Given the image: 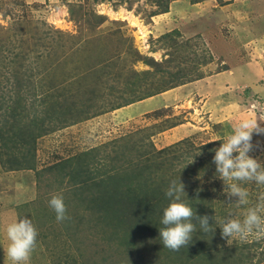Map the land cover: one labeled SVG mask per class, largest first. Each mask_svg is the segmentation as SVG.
Masks as SVG:
<instances>
[{"label": "rangeland", "instance_id": "1", "mask_svg": "<svg viewBox=\"0 0 264 264\" xmlns=\"http://www.w3.org/2000/svg\"><path fill=\"white\" fill-rule=\"evenodd\" d=\"M194 1L175 5L197 21L179 29L169 19L181 9L157 17L156 0H0V264H11L5 229L17 216L39 233L30 264H264V236L226 239L219 228L264 203V185L241 182L248 203L228 202L231 181L209 151L220 144L202 147L243 119L264 125V0ZM224 64L251 81L122 122L109 115ZM180 123L190 134L166 144L162 132ZM252 142L264 162V135ZM178 179L215 231L198 230L174 252L159 229ZM54 195L64 198L63 222L49 207Z\"/></svg>", "mask_w": 264, "mask_h": 264}, {"label": "clouds", "instance_id": "2", "mask_svg": "<svg viewBox=\"0 0 264 264\" xmlns=\"http://www.w3.org/2000/svg\"><path fill=\"white\" fill-rule=\"evenodd\" d=\"M261 121V120H260ZM264 135V125L257 122V117L239 121L227 139L218 147L209 149L214 153L212 163L216 173L225 184V198L228 202L244 205L248 203V192L241 186V182H255L264 185V162L250 153L254 150L253 134ZM185 185L178 180L169 182L165 196L169 204L163 210L159 238L163 247L171 251H179L189 245L198 230L203 233L214 232L212 219L207 215H197L191 204L186 203L183 197ZM188 199V197H187ZM49 207L55 212L57 222H63L67 217V208L62 195H54L49 200ZM264 203L247 209L243 219L226 218L219 227L222 237L228 239L238 237L247 239L255 234L264 236ZM199 226V229L197 228ZM8 240L7 257L11 264H30L31 256L38 244V230L32 220L17 216L6 226Z\"/></svg>", "mask_w": 264, "mask_h": 264}, {"label": "crops", "instance_id": "3", "mask_svg": "<svg viewBox=\"0 0 264 264\" xmlns=\"http://www.w3.org/2000/svg\"><path fill=\"white\" fill-rule=\"evenodd\" d=\"M205 1L207 2V0H202L200 2H194L195 4L192 5L194 7H192V6L191 7L196 9L198 7V4L203 5V3H205ZM178 3H179V0H174L173 2H171L169 10L163 14H160L157 17L168 16L170 18L171 14L173 12H175L176 9H181L178 6L175 7V5ZM178 12L180 14L179 17H176V19L174 17L175 20L173 19L172 21L169 19V24L171 26L178 27L179 29H180V27H183L184 29H189L190 26H192V28H194L197 25L196 24L197 21H195L193 18L190 17L191 14L189 15L183 9H181L180 11L178 10ZM154 22H155V20H154ZM157 28L158 27L156 26V23H154L152 25V29H151V33H153V35L157 34V32L160 30ZM148 30H149V28H148ZM224 65H226V64H224ZM236 70H235V68L227 66L226 69H222L216 74H212V75H209L207 77L205 76V77L200 78V79L195 80V81L184 83L182 85H179V86H176L174 88L162 91V92L154 94L152 96H148V97L136 100V101L129 103L125 106L115 108L114 110H112L109 113V115H110V117H112L113 120L115 119L118 122H122V121L133 119L139 115H143V114H146L149 112H153L155 110L174 106L177 104V102H179L183 98H187V97L189 99L193 98L194 97L193 92L200 93V91H203V92L208 91L211 94L218 91V90L230 92L228 89L230 86H232L234 84L239 85L242 82H250L251 81V79H249L247 77V74L249 76V72H247L245 69L237 70V71ZM241 71L243 72V74L246 73V76L239 74V72H241ZM205 80L209 81L210 86L205 85ZM201 82H203L204 85L201 84ZM244 86H246V85H244ZM226 94H227V92H226ZM179 96H181L182 99L179 98ZM211 116L212 115L209 116L210 119H211ZM104 117L107 119L108 115H105ZM104 117L100 116L101 119L97 118V117L96 118L99 120L105 121ZM217 121H219V120H217ZM217 121H214V122H217ZM191 130L192 129H189L187 127L186 123H180V124L171 126L166 131L162 132V135H165V142H166V144H168V143H172V142L178 140L179 138H182L184 136H188L190 134Z\"/></svg>", "mask_w": 264, "mask_h": 264}, {"label": "trees", "instance_id": "4", "mask_svg": "<svg viewBox=\"0 0 264 264\" xmlns=\"http://www.w3.org/2000/svg\"><path fill=\"white\" fill-rule=\"evenodd\" d=\"M171 1H173V0H156V3H157V5L161 8V12L160 13H164V12H167L168 11V4H169V2H171ZM220 2H221V0H219ZM194 2H197V1H194ZM154 14V13H153ZM174 31V30H173ZM172 31V32H173ZM175 32V31H174ZM170 34V32H167V33H165L164 35H162V36H168ZM152 63H154L155 64V61H152ZM225 67L224 68H222V69H226L227 68V65H224ZM221 69V70H222ZM172 88V87H171ZM160 92H162V91H160ZM153 94H148V95H146V96H144V97H141V98H139V99H142V98H145V97H148V96H152ZM138 99V100H139ZM175 125H177V124H175ZM174 126V125H173ZM178 142H180V141H178ZM177 142V143H178ZM224 141H223V139H218V140H216V141H211V142H208L207 144H204V145H202V147H208V146H211V145H216V144H220V143H223ZM176 143V144H177Z\"/></svg>", "mask_w": 264, "mask_h": 264}]
</instances>
